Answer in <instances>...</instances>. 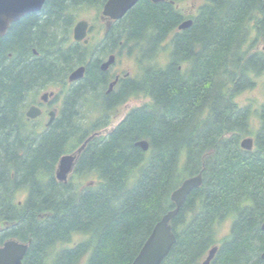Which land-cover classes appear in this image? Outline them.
Returning <instances> with one entry per match:
<instances>
[{
    "label": "trees",
    "instance_id": "trees-1",
    "mask_svg": "<svg viewBox=\"0 0 264 264\" xmlns=\"http://www.w3.org/2000/svg\"><path fill=\"white\" fill-rule=\"evenodd\" d=\"M105 1L45 0L0 36V245L31 239L22 264H79L86 252L84 264H131L175 207L172 191L201 172V184L170 220L175 242L161 264H201L214 245L209 264H264V100L255 130L250 105L235 100L264 76L263 50H250L264 42V0H202L193 15L178 6L185 0H138L111 23L106 43L74 41L80 13L99 14ZM189 17L192 24L178 30ZM167 36L164 67L151 58ZM120 44L129 53L137 46L140 85L151 103L96 136L109 122V102L89 104L87 92L103 85L98 64ZM80 65L84 75L70 84L74 95L66 100L72 116L38 132L24 107L39 91L67 84ZM131 87L123 101L134 94ZM250 134L253 148L245 150L240 140ZM88 137L71 178L61 183L59 157ZM140 139L148 140L146 151L135 145ZM72 175L95 178L82 185ZM18 192L23 199H16ZM73 234L83 237L58 247Z\"/></svg>",
    "mask_w": 264,
    "mask_h": 264
},
{
    "label": "water",
    "instance_id": "water-1",
    "mask_svg": "<svg viewBox=\"0 0 264 264\" xmlns=\"http://www.w3.org/2000/svg\"><path fill=\"white\" fill-rule=\"evenodd\" d=\"M138 0H106L100 11V19L106 20V25L110 24L111 20L121 18ZM158 1V0H153ZM45 0H0V36H3L9 29L11 23L19 20L24 15L41 10ZM192 24V19L183 20L177 29H185ZM89 22L87 19L81 18L77 20L72 29V37L74 41L88 42L87 31ZM114 61V55H110L106 60L100 63L101 69H106ZM84 65L74 68L67 77L69 82L78 81L84 75ZM40 114V110L35 106H30L26 111V116L34 118ZM52 121V116L48 120V124ZM91 137V136H90ZM88 137L77 149L72 153H65L60 156L55 168V178L61 182H67L68 175L73 171L77 157L87 141ZM135 145L143 151L148 149V141L140 139L135 142ZM241 148L251 150L253 147V138L250 136L240 140ZM202 182L201 172L196 175L186 177L180 185L175 188L170 198L174 202L175 207L166 212L160 220L154 225L149 236L143 243L139 252L131 262V264H161L175 242V235L171 230L170 220L177 214L183 200L188 193ZM261 229L264 231V221L261 224ZM16 239L10 238L5 240L0 245V264H22V259L26 253L28 244ZM217 250V245L212 246L201 264H209ZM261 258L264 260V251L261 253Z\"/></svg>",
    "mask_w": 264,
    "mask_h": 264
},
{
    "label": "flooded vegetation",
    "instance_id": "flooded-vegetation-1",
    "mask_svg": "<svg viewBox=\"0 0 264 264\" xmlns=\"http://www.w3.org/2000/svg\"><path fill=\"white\" fill-rule=\"evenodd\" d=\"M153 1V0H152ZM163 1V0H158ZM157 2V1H153ZM180 5V4H179ZM200 5V4H199ZM197 10V7H194L191 11H186L184 9V12L186 15H193ZM190 18V17H189ZM104 23L103 27V34H102V42L106 43L107 39L104 37L105 33L109 29L111 23L114 20L110 21V24L106 25V20L101 19ZM91 30V24L88 25V31L87 34ZM121 43V41H119ZM255 45L252 44L250 47L251 51H257L255 50ZM162 48L156 55L155 59L154 57L151 58V60H158L160 59V54L163 50H166L167 56L166 60L164 58L161 59L160 63L158 65L164 66L166 65V62L168 61L170 57V36H167L162 42H161ZM129 47H123L121 44L116 45L112 52L105 55L102 60L98 64V68L100 72L103 74L101 81L103 83L102 86H98L94 91H88V103L90 104L91 99H95V101H98L101 98V101L99 105H102V99L106 100L108 103V106L110 108L107 116L104 118V120H108L109 122L107 125L100 127L97 131H95V134L97 135H105L110 131L113 127L111 126V122L116 121L119 123L121 119L125 116V114L130 111L131 109L135 107H140L142 105H147L151 103L150 96L145 92L144 86L140 85V78L142 80L143 71L141 68H139V63L137 61L138 57V48L137 46L133 48L131 53L128 52ZM137 50V51H136ZM127 52L128 55L131 56V61L133 62L132 66L135 65L134 68L123 66V60L122 56L124 53ZM264 52V49H263ZM110 55H114V61L106 68L101 69L100 63L106 60ZM68 77V76H67ZM76 82V81H74ZM67 80V84H55L52 88H47L39 91L36 95H34V98L32 102L28 103L24 109L23 114L24 117L30 121L33 124H36V128L45 129L48 128L51 124H57L61 120H63L65 117H71L73 114L72 108L69 109V105L66 106V100L70 96H73V89L71 83ZM132 85L131 88L134 89V94L129 95L125 101H123L124 94L126 93V90L128 89V85ZM126 86V87H124ZM143 99H146L144 101ZM141 100V103L137 106L130 105L131 102ZM30 106H35L40 110V114L37 115L34 118H30L26 116V111ZM125 108V112L122 114L121 110ZM52 116V121L48 124V120ZM97 117L96 115H92V118Z\"/></svg>",
    "mask_w": 264,
    "mask_h": 264
},
{
    "label": "rangeland",
    "instance_id": "rangeland-1",
    "mask_svg": "<svg viewBox=\"0 0 264 264\" xmlns=\"http://www.w3.org/2000/svg\"><path fill=\"white\" fill-rule=\"evenodd\" d=\"M200 3H202V0H185L179 4H180V7L185 9L186 11H191L194 7H198ZM81 18L87 19L89 21V23L92 25H94V23H95V18L97 19L96 20V26L93 29H91V31L88 33V38L91 39V42L93 44L100 42L101 38H102L103 30H104L103 29L104 23L102 22V20L99 19V14L94 9L87 8L80 13L78 19H81ZM263 49H264V42L261 40L256 42L255 50L262 51ZM166 56H167L166 50H163L160 54V59L152 60V61H154L156 63L157 62L160 63L162 58H164L166 60ZM130 58H131V56L128 55L127 52H125L124 55L122 56L123 66L125 68H126V66L131 67V68L135 67V65L132 66L133 62L131 61ZM53 86L54 85H51L47 88H52ZM143 100L146 101V99H143ZM235 100L241 106L250 105V108L252 109V114L250 116V125H251L250 127L252 128L251 130H255L257 125H258V118H257V114L255 111L257 110L260 103L263 102V100H264V76H258L256 78L255 86L252 88L242 90L236 96ZM140 103H141V100H137V101L131 102L130 105L137 106ZM121 111H122L121 113L123 114L125 112V108H123ZM87 115H89L91 118L92 115L97 116L98 112H92L91 113V111H89ZM116 124H117L116 121L111 122L112 127L115 126ZM36 129L38 132L43 130V129L38 128V127ZM248 136H252V135L250 134ZM71 174H72V172L68 175V180L71 178ZM94 178L95 177H93V176L81 178V177H77V176L72 175V181L78 180L80 183H82V185L92 184L94 182V180H93ZM23 197H24L23 192H18V194L16 195L17 200H21V199H23ZM230 222H231V220H230V218H228L221 224V226L219 228V237L222 236L223 234L227 233V231L229 229ZM82 237H83V235H81V234H73L70 242L63 243L62 245H60L58 247H61V246L70 247L72 244L81 240ZM88 254H89V252H86V254L80 260L79 264L85 263Z\"/></svg>",
    "mask_w": 264,
    "mask_h": 264
},
{
    "label": "bare ground",
    "instance_id": "bare-ground-1",
    "mask_svg": "<svg viewBox=\"0 0 264 264\" xmlns=\"http://www.w3.org/2000/svg\"><path fill=\"white\" fill-rule=\"evenodd\" d=\"M26 51V50H25ZM41 52V51H40ZM74 69V68H73ZM122 120V119H121ZM93 131V130H92ZM96 131H97V129H96ZM109 132V131H108ZM95 133V132H94ZM96 135V134H95ZM97 136V135H96ZM98 136H100V135H98ZM147 140V139H146ZM148 141V140H147ZM60 158V157H59ZM62 183V182H61ZM190 193V192H189ZM29 245V244H28Z\"/></svg>",
    "mask_w": 264,
    "mask_h": 264
}]
</instances>
